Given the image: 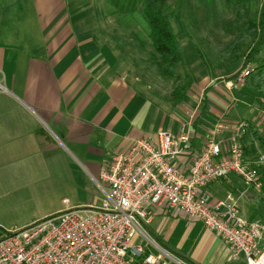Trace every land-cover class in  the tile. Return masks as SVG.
Here are the masks:
<instances>
[{"label":"crops","instance_id":"obj_1","mask_svg":"<svg viewBox=\"0 0 264 264\" xmlns=\"http://www.w3.org/2000/svg\"><path fill=\"white\" fill-rule=\"evenodd\" d=\"M112 2L119 13L144 7L142 0ZM115 11L107 0H0V197L30 208L54 191L63 193L58 208H31L22 224L1 226L16 229L64 209L101 205L109 190L102 167L138 139L156 140L161 130L179 133L186 124L199 151L214 124L238 122L226 117L234 102L227 104L222 89L205 90L202 106L198 102L186 120L172 114L167 121L170 114L129 78L125 54L139 50L122 42L126 19ZM257 100L253 118L243 119L260 132L264 99ZM187 157L176 162L187 166ZM238 178L230 173L209 184L212 200L232 192L248 204L252 194ZM153 213L146 236L138 233L135 242L164 252L170 264H246L202 221L169 207L154 206Z\"/></svg>","mask_w":264,"mask_h":264},{"label":"built area","instance_id":"obj_2","mask_svg":"<svg viewBox=\"0 0 264 264\" xmlns=\"http://www.w3.org/2000/svg\"><path fill=\"white\" fill-rule=\"evenodd\" d=\"M253 69L249 63L237 78L245 79ZM247 128L246 121L217 122L199 151L186 124L179 133L161 130L156 140L138 139L102 167L109 190L101 205L64 209L16 229L0 226V264H170L164 252L147 251L135 242L138 233L146 236L154 206L202 221L246 264H264L262 222L241 215L234 193L213 201L207 189L230 173L263 188L257 167L264 165V154L254 161L257 167L251 165L243 146ZM185 156L187 166L176 162Z\"/></svg>","mask_w":264,"mask_h":264},{"label":"rangeland","instance_id":"obj_3","mask_svg":"<svg viewBox=\"0 0 264 264\" xmlns=\"http://www.w3.org/2000/svg\"><path fill=\"white\" fill-rule=\"evenodd\" d=\"M141 3L144 6L143 0ZM164 4L169 6L167 10H171V25L183 46V61L178 67L179 76L177 78L162 77L150 59V52L154 51V46L150 38V24L142 11L145 7L142 9L137 7V11L121 8L122 11L119 13L112 0H107L109 9L113 12L116 9L115 12L126 19L125 34H121L122 42L128 49L139 50L138 54H125V66L129 70L130 80L135 81L136 88L145 96L147 95V98L152 96L151 98L155 99L156 104L157 101L160 103V106L170 114L167 121L171 117L173 118L172 114L176 116L177 121L178 118L186 120L191 114L188 112H192L198 102L202 106L201 101L204 99L203 92L205 90L218 94L220 89L227 94L225 98L227 104L234 102L230 109L226 108L228 111L226 117L229 120L245 121L243 118H253L250 106L256 105V102L260 101L257 100L258 95L244 83V79L240 82L237 81L238 78L229 80L231 75L233 76L249 65V63H245L244 59L250 47L243 50V56L238 62L229 66L218 60V52L233 37V34L227 30L226 23L232 19L234 13L226 0H166ZM251 4L259 11L264 7V0H251ZM158 6L164 7L159 1ZM134 57L137 58L133 59ZM260 57L261 61H264V44ZM250 65L254 67V64ZM211 80L210 84L212 85L209 87L208 83ZM229 82L232 85L231 88ZM181 93L183 99H180ZM262 110L264 111V108ZM198 111V113L201 111L200 105ZM201 113L203 114V111ZM205 115L209 117L208 113ZM258 122H260V133L264 137V118L259 117ZM241 179L239 180L241 188L244 187L252 194L250 202L246 205L238 200L241 215L247 219L253 217L264 225L263 220L258 216L259 203L256 201L261 197L262 189L257 190ZM62 194L60 191H54L50 196H45V199L34 201L35 203L30 208L24 207L21 199L14 202L11 201L10 195L2 196L0 197V222L7 226L16 223L22 224L23 218L27 216L24 211H28V209L32 208L34 213L40 208L43 211L51 207L58 208L62 203L60 201L63 197ZM41 217L42 215H40ZM1 227L4 229L14 228Z\"/></svg>","mask_w":264,"mask_h":264},{"label":"trees","instance_id":"obj_4","mask_svg":"<svg viewBox=\"0 0 264 264\" xmlns=\"http://www.w3.org/2000/svg\"><path fill=\"white\" fill-rule=\"evenodd\" d=\"M158 1L164 7H157ZM165 2L166 0H147L142 11L150 24V38L154 46V51L150 52L152 63L162 77L177 78L178 67L183 61V46L171 25V10H167L169 6H166ZM226 2L234 13L232 19L226 23V28L233 37L218 52V60L229 66L238 62L243 56V50L250 47L244 61L246 64H254V69L245 77L244 83L256 92L258 99H262L264 98V61H261L260 53L264 44V7L258 11L252 7L251 0H226ZM237 73L231 75L230 80L236 78ZM180 96V99H183L182 93ZM243 146L247 159L251 165L257 167L254 161L264 154V137L255 123H248ZM257 169L264 181V165L258 166ZM256 201L259 203L258 216L264 222V184L262 195ZM250 220L257 219L252 217Z\"/></svg>","mask_w":264,"mask_h":264}]
</instances>
